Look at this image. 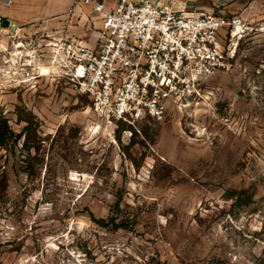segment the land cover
Returning <instances> with one entry per match:
<instances>
[{
	"label": "rangeland",
	"instance_id": "obj_1",
	"mask_svg": "<svg viewBox=\"0 0 264 264\" xmlns=\"http://www.w3.org/2000/svg\"><path fill=\"white\" fill-rule=\"evenodd\" d=\"M10 66L0 117L22 136L0 150V264H264V31L203 99L134 127Z\"/></svg>",
	"mask_w": 264,
	"mask_h": 264
},
{
	"label": "built area",
	"instance_id": "obj_2",
	"mask_svg": "<svg viewBox=\"0 0 264 264\" xmlns=\"http://www.w3.org/2000/svg\"><path fill=\"white\" fill-rule=\"evenodd\" d=\"M80 2L102 22L95 47L42 24L24 33L11 22L6 27L0 16V75L7 78L11 64L18 83L64 81L88 97L108 125L162 120L171 106L203 99V87L230 70L241 42L264 31L253 19L201 11L181 0ZM67 25L66 31L70 19Z\"/></svg>",
	"mask_w": 264,
	"mask_h": 264
},
{
	"label": "crops",
	"instance_id": "obj_3",
	"mask_svg": "<svg viewBox=\"0 0 264 264\" xmlns=\"http://www.w3.org/2000/svg\"><path fill=\"white\" fill-rule=\"evenodd\" d=\"M190 7L214 12L229 17L241 16L252 19L264 18V0H181ZM78 0H0V16L24 33L33 31V25H47L49 32L81 39L88 46L95 47L98 31L102 27L100 17L89 5ZM74 11L67 29L68 14ZM40 30V29H39ZM2 44H8L7 39ZM6 80V77H0Z\"/></svg>",
	"mask_w": 264,
	"mask_h": 264
},
{
	"label": "trees",
	"instance_id": "obj_4",
	"mask_svg": "<svg viewBox=\"0 0 264 264\" xmlns=\"http://www.w3.org/2000/svg\"><path fill=\"white\" fill-rule=\"evenodd\" d=\"M29 127L25 128V131H29ZM22 133L17 135L13 129L11 128L9 121L4 117H0V150H8L4 148L6 146L7 141H14L16 142L20 139Z\"/></svg>",
	"mask_w": 264,
	"mask_h": 264
},
{
	"label": "water",
	"instance_id": "obj_5",
	"mask_svg": "<svg viewBox=\"0 0 264 264\" xmlns=\"http://www.w3.org/2000/svg\"><path fill=\"white\" fill-rule=\"evenodd\" d=\"M9 24H10V22L7 21V20H5L4 25H5L6 27H9Z\"/></svg>",
	"mask_w": 264,
	"mask_h": 264
}]
</instances>
